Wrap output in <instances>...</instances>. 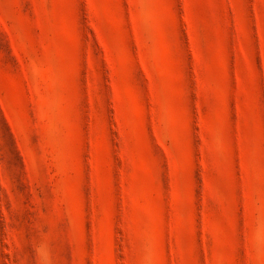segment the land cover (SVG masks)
Masks as SVG:
<instances>
[{
	"label": "rangeland",
	"instance_id": "obj_1",
	"mask_svg": "<svg viewBox=\"0 0 264 264\" xmlns=\"http://www.w3.org/2000/svg\"><path fill=\"white\" fill-rule=\"evenodd\" d=\"M0 264H264V0H0Z\"/></svg>",
	"mask_w": 264,
	"mask_h": 264
}]
</instances>
